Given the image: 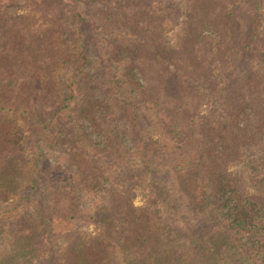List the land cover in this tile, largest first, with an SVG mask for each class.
<instances>
[{"label":"trees","instance_id":"trees-1","mask_svg":"<svg viewBox=\"0 0 264 264\" xmlns=\"http://www.w3.org/2000/svg\"><path fill=\"white\" fill-rule=\"evenodd\" d=\"M148 1L120 5L116 23L128 29L133 41H108L105 59L93 60L91 49L71 31L67 0H27L43 40L49 43L62 34L79 44L71 55L79 57L78 74L100 88L106 83L116 102L127 107L126 117L134 122L128 136L135 139L146 131L148 119L139 105L153 110L163 150L159 157L147 145L141 152L143 173L158 196L151 206L134 207L112 188L121 170L106 161L76 157L71 160L96 201L87 203L84 193L73 188L53 189L47 201L39 200L37 184L52 181V173L32 165L33 183L23 185L21 173L32 166L25 168L26 132L19 121L42 110L53 95L42 91L20 96L26 68L19 62L8 69L9 60L0 51V264H264V201L231 170L241 148L264 138V0H193L184 35L175 46L162 41V20L146 9ZM20 20L0 15V36L8 29L18 31ZM16 40L13 34L10 42ZM55 43H49L52 51ZM71 51L66 44L64 52ZM233 54L240 57L230 65ZM52 56L41 53L36 60L41 68L59 64L60 57ZM124 60L123 74H116L109 62ZM218 64L238 72L240 84L223 97L225 120L199 122L202 88L213 80ZM135 72L151 74L148 85ZM72 84L80 89L76 81ZM76 99L72 91L50 122L75 114ZM81 113L92 118L88 110ZM248 113L256 114L257 124L245 120ZM170 170L176 182L167 178ZM84 220L98 224L97 231L78 229ZM57 241L65 243L62 254L54 248Z\"/></svg>","mask_w":264,"mask_h":264},{"label":"rangeland","instance_id":"rangeland-1","mask_svg":"<svg viewBox=\"0 0 264 264\" xmlns=\"http://www.w3.org/2000/svg\"><path fill=\"white\" fill-rule=\"evenodd\" d=\"M0 1V15L3 18L21 17L18 31L8 29L0 36V51L9 60L8 69H14L19 62L26 68L23 72L26 78L21 84L23 88L20 96L25 97L29 93L40 94L42 91L53 95L51 102L42 110H34L25 122L19 121L26 132L25 168L35 165L41 171L49 170L52 173H48L53 178L52 181L43 179L37 184L36 192L39 200L47 201L48 192L53 189L63 191L73 188L75 192L84 193L87 203L96 201L93 189L87 186L78 166L71 160L76 157L100 164H105L106 161L119 172L121 170L122 173L116 178L117 183L112 188L124 196L126 202H133L134 207L151 206L152 200L158 196L149 178L143 173L141 152L147 145L152 149L153 156H161L164 139L161 126L153 110H147L144 105H139L138 109L142 110L148 119L146 131L145 133L139 132L135 139L128 136L127 131L134 125V122L126 117L127 107L116 102L113 94L105 88L106 83L101 84L100 88L95 81L84 80L85 77L78 74L79 57L72 58L71 55L77 53L79 44L61 34L49 42L52 44L54 39L56 41L55 51H52L50 44L43 40L42 27L32 20L27 0ZM126 2L127 0H81L72 4V0H67L69 4L67 15L70 19L71 31L79 43L91 49L93 52L91 59L97 60L100 57L105 59L103 48L108 41L121 44L133 41L134 37L127 31L128 29L126 30L121 23H116L115 19L120 12V5ZM192 3L193 0H150L147 2L146 9L162 20L164 31L161 39L167 45L175 46L181 42L186 28V15L190 12ZM262 13L260 33L264 37V3ZM78 14L82 16L78 17ZM13 34L16 35L17 40L11 43L10 37ZM65 42L72 49L70 54L64 52ZM41 53L42 56L49 53L53 55V58L60 57L59 64L52 62L51 65L45 64L41 68L36 60L41 57ZM239 57L238 54H233L230 58V65L236 64L235 59L238 60ZM109 63L115 66L113 70L119 75L123 74L127 66L125 60ZM217 66L213 80L204 84L202 88L199 122L205 118L213 121L225 120L223 97L235 91L240 84L241 76L238 72L222 68L220 64ZM261 67H264V63ZM46 73L50 75L45 79L44 74ZM135 74L144 85H148L151 74L148 76L140 72H135ZM73 81L78 83L77 87L80 86V89L72 84ZM72 91H75L77 96L74 105L75 114L72 113L68 117L62 116L56 122H50L52 115L57 113L63 100L70 97ZM9 99L10 96L7 97L8 101ZM132 101L137 102L135 99ZM82 110H88L92 118H84ZM257 119L256 114L248 113L245 116V120L252 125L257 124ZM64 135H71V137L64 139ZM90 136L92 140L89 139ZM80 137L85 138L86 142L80 143ZM146 138L149 141H146ZM163 165L172 168L165 162ZM32 168L33 166L21 173L23 185H32L31 181L34 179ZM231 170L241 176L250 191L256 193L264 201V138L257 145H245L241 148V157L232 165ZM166 174L167 178L176 182L173 171L170 170ZM21 208H24L23 204ZM98 228L99 225L91 221L84 220L78 223V229L83 232L97 231ZM64 244L62 241H57V247L54 246L59 254L64 253Z\"/></svg>","mask_w":264,"mask_h":264}]
</instances>
